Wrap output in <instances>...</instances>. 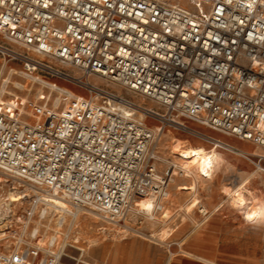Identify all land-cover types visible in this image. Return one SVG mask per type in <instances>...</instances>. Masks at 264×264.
Listing matches in <instances>:
<instances>
[{
	"label": "built area",
	"instance_id": "built-area-1",
	"mask_svg": "<svg viewBox=\"0 0 264 264\" xmlns=\"http://www.w3.org/2000/svg\"><path fill=\"white\" fill-rule=\"evenodd\" d=\"M8 63L48 91L27 111L2 100ZM190 123L264 149V0H0V170L42 206L0 264H93L82 210L119 225L144 198L160 212L181 176L157 156L164 131L223 148Z\"/></svg>",
	"mask_w": 264,
	"mask_h": 264
},
{
	"label": "rangeland",
	"instance_id": "rangeland-1",
	"mask_svg": "<svg viewBox=\"0 0 264 264\" xmlns=\"http://www.w3.org/2000/svg\"><path fill=\"white\" fill-rule=\"evenodd\" d=\"M9 67L15 68L17 72L20 70L17 63L7 64L3 78L8 79L6 92L11 93V96L4 94L2 100H15L19 106L24 104V110L27 111L30 103L36 101L41 94L47 95L48 91L41 84L18 73L9 75ZM14 83L21 87L16 88ZM59 83L75 90L64 82ZM56 97L52 93L49 104ZM190 125L219 140L224 149L186 134L171 131L172 135L175 134L173 136L189 145H202L209 150H217L227 160L225 168L222 167L214 173L216 177L214 176L213 181L204 182V189H199L196 193L207 214L199 212L197 207L188 214L183 213L188 197L182 188L189 180L177 175L169 186V198L164 205L167 210L161 216L159 212L156 214L157 218H161L158 223L152 224L140 214L139 217H130L124 225H112L98 217L79 214L77 223L80 236L77 246L86 249L81 260L93 264H211L209 261L215 264H264V149L194 123ZM167 141L162 134L156 145L162 166L168 164L169 160L173 161L169 157V148L165 149L164 143ZM254 151L257 156L250 154ZM251 174L250 182L243 191L247 202L253 204L251 212L234 209L229 200L220 194V187L224 184L233 189L244 177ZM14 185L0 179V250L3 251L12 247L21 236L26 212L34 210L26 228L27 233L39 224L38 212L42 208L40 204L35 206L27 199L10 205L7 195ZM233 196H236L235 193ZM249 216H253V219L249 220ZM43 223L46 224L42 221ZM50 227H53L52 222ZM162 228L173 230L172 235L165 240H161L157 234ZM194 234L199 238L193 240ZM93 241L98 244L90 246ZM69 254L78 257L76 250H69ZM65 263L73 264L69 259H65Z\"/></svg>",
	"mask_w": 264,
	"mask_h": 264
},
{
	"label": "bare ground",
	"instance_id": "bare-ground-1",
	"mask_svg": "<svg viewBox=\"0 0 264 264\" xmlns=\"http://www.w3.org/2000/svg\"><path fill=\"white\" fill-rule=\"evenodd\" d=\"M7 78H8V76H7ZM14 84L16 85V88L21 87L18 85V83L17 84L14 83ZM7 95L11 96V93L7 92ZM11 101L12 100L9 99L7 101H4V103H6L7 105L13 106L14 103H12ZM56 103H57V100L55 101V104ZM173 135H175V134H173ZM173 135H172L171 131L163 133V136L165 138H167V140H168L167 143H164V145H166V147L164 145L163 146L165 147V149L169 148V157H171L173 160V161H170V160L168 161V159H167L168 163H170L171 166H174L175 168H178L180 171H182L181 177L184 178V180L185 179L189 180V183H187L186 185H183L184 187L182 188V190L187 192L186 196L188 197L187 203L184 206V212L183 213L188 214V213H190V211H192V209L197 207L199 212L207 214L206 209L202 205V203H201L200 199L197 197L196 193L199 191V189H201V190L204 189L202 187L204 182H206L207 180L213 181V178L216 177V174L214 175V173H216L217 171H220V168H222V167L225 168V166H226L225 164H227V160L225 159L223 154L218 152L217 150H209L207 148H204L202 145H198V146L189 145L186 141L179 140ZM231 148H233V147H231ZM176 149H179L180 151L177 152ZM185 152H189L192 154L185 156V155H183V153H185ZM250 154L253 156H257L256 151L251 152ZM205 173H207V175H205ZM177 174L178 173L174 172V175L177 176ZM0 176H1L0 179L2 180V182H5V183L11 182V183L15 184L14 187H12L10 189L11 191L7 195V199H8V202L10 205L14 204V203H21L22 200L26 199V196L29 194L28 192L30 191L29 190L30 187L28 185L23 184L22 182H19L15 179H12L7 173L3 172L2 170H0ZM176 176L171 180V183L174 182V179L176 178ZM251 176H252V174L248 175L247 177H244L240 181V183L236 187H234L233 189H230L227 185H224V184L221 185L220 194H222L223 198L226 197V199L229 200L230 204L233 206L234 209L247 210V212H251V208H252L253 204L251 205L250 202H247V200L245 199V197L243 195V191L246 190L245 187L250 182L249 179ZM178 185L175 186L176 189H177ZM21 188H23L22 191H19V189H21ZM25 192L27 194H24ZM234 193L236 196H233ZM170 198H172V197L170 196ZM44 199H46L47 205L54 210L60 211L61 208L62 209L63 208L68 209L66 202L59 197L45 196ZM254 200H256V199H254ZM167 201H168V199H167ZM241 201H242V203H241ZM149 205H150V207H149ZM135 210L137 212H140L141 215L146 220L151 222L152 224L158 223L157 221L159 219H161V218L156 217L157 212L155 211V205L150 198H144V199L137 201ZM166 210L167 209L165 208V206H163L162 210L159 212L160 216L163 213H165ZM82 211L85 214H89V215L98 217V215L95 212H92L90 210H82ZM179 215H181V214H179ZM112 225H118V224L113 223ZM23 226H24V224H23ZM159 231H160V233H159ZM172 233H173V230L171 228H162L161 230H158V232H157V234L161 240H165V239L169 238L172 235ZM78 236H80V234ZM13 244H15V243H13ZM97 244L98 243L93 241L89 245L94 246ZM87 247H88L87 249H89V246H87ZM81 249L83 250V253L86 250L84 247H82ZM209 263L215 264V263L210 262V261H209Z\"/></svg>",
	"mask_w": 264,
	"mask_h": 264
},
{
	"label": "snow or ice",
	"instance_id": "snow-or-ice-1",
	"mask_svg": "<svg viewBox=\"0 0 264 264\" xmlns=\"http://www.w3.org/2000/svg\"><path fill=\"white\" fill-rule=\"evenodd\" d=\"M176 151L179 152L180 150H179V149H176ZM191 154H192V153H189V152H185V153H183V155H185V156H188V155H191ZM205 175H207V173H205ZM241 203H242V201H241ZM149 207H150V205H149ZM248 219H249V220L253 219V216H249Z\"/></svg>",
	"mask_w": 264,
	"mask_h": 264
},
{
	"label": "crops",
	"instance_id": "crops-1",
	"mask_svg": "<svg viewBox=\"0 0 264 264\" xmlns=\"http://www.w3.org/2000/svg\"><path fill=\"white\" fill-rule=\"evenodd\" d=\"M191 234V233H190ZM199 238V236L198 235H196V234H194V236L192 237V239L194 240V239H198ZM169 262H167V264H168Z\"/></svg>",
	"mask_w": 264,
	"mask_h": 264
}]
</instances>
